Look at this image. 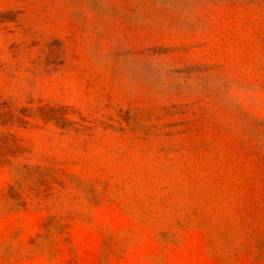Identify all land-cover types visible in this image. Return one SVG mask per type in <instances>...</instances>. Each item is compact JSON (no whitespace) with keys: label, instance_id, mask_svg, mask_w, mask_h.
<instances>
[{"label":"rangeland","instance_id":"obj_1","mask_svg":"<svg viewBox=\"0 0 264 264\" xmlns=\"http://www.w3.org/2000/svg\"><path fill=\"white\" fill-rule=\"evenodd\" d=\"M0 264H264V0H0Z\"/></svg>","mask_w":264,"mask_h":264}]
</instances>
